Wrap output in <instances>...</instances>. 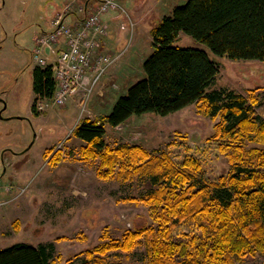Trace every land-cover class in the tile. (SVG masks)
I'll list each match as a JSON object with an SVG mask.
<instances>
[{
	"label": "rangeland",
	"instance_id": "1",
	"mask_svg": "<svg viewBox=\"0 0 264 264\" xmlns=\"http://www.w3.org/2000/svg\"><path fill=\"white\" fill-rule=\"evenodd\" d=\"M187 1L118 0L132 19L131 26L125 23L128 31L120 28L126 32L121 40L128 51L124 67H118L120 56L87 103L80 96L74 103L40 111L36 102V118L31 110L37 65L29 51L38 34L54 30H49L48 8L63 10L66 0H0V250L18 243L53 245L52 264H83L90 252L154 224L141 201L148 189L145 180L100 177L101 160L86 159V144L74 133L84 120L104 122L119 98L146 77L143 64L153 52L152 29ZM175 46L205 50L218 64L209 93L226 89L246 97L253 94L264 103V62L216 56L184 33ZM98 91H104L102 97ZM218 122L193 104L166 117L146 113L116 128L106 125L105 141L112 148L138 146L151 154L185 142L207 179L219 181L232 168L215 137ZM173 148L182 160L184 147ZM95 257L105 264H150L144 244L131 252L114 249ZM238 264H264V255Z\"/></svg>",
	"mask_w": 264,
	"mask_h": 264
},
{
	"label": "trees",
	"instance_id": "2",
	"mask_svg": "<svg viewBox=\"0 0 264 264\" xmlns=\"http://www.w3.org/2000/svg\"><path fill=\"white\" fill-rule=\"evenodd\" d=\"M184 33L214 55L264 62V0H188L151 31L153 52L145 60L146 77L120 97L104 122L84 120L74 136L84 142L86 159H100V177H141L154 224L127 233L93 252L83 264H105L96 253L131 252L145 245L150 264H238L264 255V103L226 89L208 92L219 66L202 49L175 46ZM36 102L53 97L50 67L33 70ZM193 104L219 120L216 140L231 164L228 177L209 181L201 161L185 142L149 153L138 147H110L106 125L116 128L134 115L162 117ZM183 146L184 158L173 154ZM53 245L18 243L0 250V264H52Z\"/></svg>",
	"mask_w": 264,
	"mask_h": 264
},
{
	"label": "built area",
	"instance_id": "3",
	"mask_svg": "<svg viewBox=\"0 0 264 264\" xmlns=\"http://www.w3.org/2000/svg\"><path fill=\"white\" fill-rule=\"evenodd\" d=\"M108 15L125 20L122 30L132 25L129 12L118 0H66L65 8L52 19L54 30L35 38L33 61L50 67L56 84L53 97L39 104L40 111L51 105H67L80 96L86 103L90 101L102 77L120 57L101 51L108 36L104 20ZM62 39L65 47L50 61L46 50L54 51Z\"/></svg>",
	"mask_w": 264,
	"mask_h": 264
},
{
	"label": "crops",
	"instance_id": "4",
	"mask_svg": "<svg viewBox=\"0 0 264 264\" xmlns=\"http://www.w3.org/2000/svg\"><path fill=\"white\" fill-rule=\"evenodd\" d=\"M48 9H49L48 10L49 11V30L51 31L53 29L52 24H51L52 19L55 17V15L58 12H60L62 10V8L57 7L56 5H51ZM104 20L108 26V36L103 41L101 51H103L105 53L106 52L107 53H114L116 56H121L120 59L122 60V58H123V61H121L119 63V66H118L121 69L125 65V63H124L125 62V56L128 53V51H125V49H123V43L121 40L123 38V34H126L125 31L120 30L121 25L124 22V20L117 19L114 15H108L107 17H105ZM128 30H129V28H128ZM128 30H126V31H128ZM44 33H47V32H44ZM64 47H65V41L62 39L60 44L57 46V48L54 51L46 50L45 55L49 56L48 57L49 60L52 61L55 58V53L62 50ZM31 52H32V50L29 51L30 54H31ZM124 52H125V55H124ZM123 55H124V57H123ZM31 61H32V55H31ZM35 67L36 66H34V68ZM34 68H33V70H34ZM33 92H34V90H33ZM97 94L100 97H102L104 94V91H98ZM35 99H36V94L34 93V100ZM76 99H78V98H75L73 100H76ZM0 100H1V98H0ZM34 100H33V102H34ZM72 103H74V102H72ZM95 103H96V100H95ZM32 107H33V103H32ZM31 112H32V116H34L36 118L39 117V116L34 115L33 110H31Z\"/></svg>",
	"mask_w": 264,
	"mask_h": 264
},
{
	"label": "water",
	"instance_id": "5",
	"mask_svg": "<svg viewBox=\"0 0 264 264\" xmlns=\"http://www.w3.org/2000/svg\"><path fill=\"white\" fill-rule=\"evenodd\" d=\"M19 119H22V118H19Z\"/></svg>",
	"mask_w": 264,
	"mask_h": 264
}]
</instances>
